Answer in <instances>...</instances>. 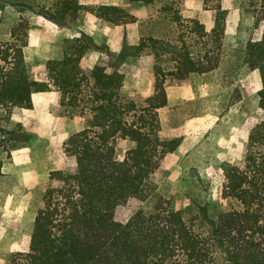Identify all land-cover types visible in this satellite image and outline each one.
Returning a JSON list of instances; mask_svg holds the SVG:
<instances>
[{
	"label": "trees",
	"instance_id": "trees-1",
	"mask_svg": "<svg viewBox=\"0 0 264 264\" xmlns=\"http://www.w3.org/2000/svg\"><path fill=\"white\" fill-rule=\"evenodd\" d=\"M131 1L160 2V15L173 26L170 34L147 36L135 45L123 37L118 52L106 51V64L88 72L81 59L100 49L84 34L66 38L62 58L46 61L30 81L23 53L27 17L37 15L59 26L82 18L116 26L137 19L121 7L82 0H0L1 12L18 14L8 38L0 40V121L11 126L0 125V149L9 154L26 145L27 135L12 110L29 109L32 93H49L60 116L81 122L62 145L64 156L73 159L70 171L49 173L57 185L47 188L37 204L28 251L13 254L9 264H264V118L247 136L242 166L225 170L219 199L228 201L226 211L210 214L205 205L185 220L159 202L149 214L115 221L117 207L153 190L152 177L180 145V139L160 137L158 112L167 105L166 87L214 73L225 60L227 11L220 4L208 9L207 29L183 15L179 6L184 0ZM251 1L261 7L264 19V0ZM142 55L150 58L153 94L134 100L122 92L120 68ZM235 57V76L243 69L258 72V106L264 111V37L249 39ZM118 140L130 144L121 161L115 157Z\"/></svg>",
	"mask_w": 264,
	"mask_h": 264
},
{
	"label": "rangeland",
	"instance_id": "rangeland-1",
	"mask_svg": "<svg viewBox=\"0 0 264 264\" xmlns=\"http://www.w3.org/2000/svg\"><path fill=\"white\" fill-rule=\"evenodd\" d=\"M82 1L90 6L121 7L137 22L116 26L82 18L59 26L37 15L27 17L28 42L23 53L30 81L42 73L46 61L62 58L66 38L84 34L100 49L81 59V68L88 72L94 66L105 65V52H118L123 37L135 45L147 36L170 34L173 28L160 15V2L147 6L131 0ZM218 4L227 11L222 42L225 60L214 73L191 75L166 87L167 105L158 112L160 137L180 139V145L168 164L152 177V191L116 208L114 219L119 223L127 222L137 212L149 214L159 202L163 207L169 205L185 220L205 205L210 214L228 209V201L219 199L225 170L230 165L242 166L247 136L264 118V111L258 106L259 74L243 69L235 76V56L249 39L259 41L264 37V19L261 7L251 0H184L179 7L186 18L198 19L210 29L208 9ZM17 19L18 14L12 9L0 11V40L8 38ZM120 70L125 78L122 92L129 98L142 100L153 94L152 66L147 55L128 60ZM35 105L29 111L12 110L13 118L27 135L26 145L9 154L0 149V264H9L13 254L28 251L37 204L47 188L57 185L49 180V173L70 171L73 159L64 156L62 145L81 129L78 117L70 119L57 113L50 94L47 102L37 101ZM26 115H34L33 119L38 117L44 124L32 117L27 119ZM21 118H25V127ZM56 122H62L64 128ZM0 125L5 129L11 127L1 121ZM129 145L127 140L116 142L117 160L123 159Z\"/></svg>",
	"mask_w": 264,
	"mask_h": 264
},
{
	"label": "crops",
	"instance_id": "crops-1",
	"mask_svg": "<svg viewBox=\"0 0 264 264\" xmlns=\"http://www.w3.org/2000/svg\"><path fill=\"white\" fill-rule=\"evenodd\" d=\"M48 93H32L31 94V96H30V100H31V106H32V108L34 109L35 107H36V102L38 101H42L43 103H45V102H47V97H48ZM45 107H48V104H45ZM23 110V109H22ZM24 110H26V111H29V109H24ZM23 114V116H24V113H22ZM27 117V119L28 118H31L32 117V119H33V117H34V115L32 116V115H26ZM21 117V116H20ZM35 122H39L40 123V120H39V118L38 117H35V119H33ZM43 120H44V118H43ZM21 122H23V126L25 127V118L23 119V118H21ZM56 123H58V126L60 127L61 125H62V128H64V126H63V123L61 122V123H59V122H56ZM41 125H43L44 124V121L42 122V123H40ZM59 127H57V128H59Z\"/></svg>",
	"mask_w": 264,
	"mask_h": 264
}]
</instances>
